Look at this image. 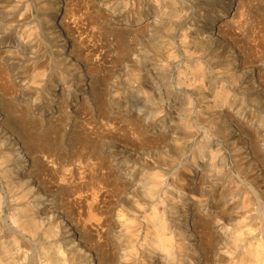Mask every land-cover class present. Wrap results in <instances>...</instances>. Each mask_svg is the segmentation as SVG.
<instances>
[{
	"label": "clouds",
	"instance_id": "obj_1",
	"mask_svg": "<svg viewBox=\"0 0 264 264\" xmlns=\"http://www.w3.org/2000/svg\"><path fill=\"white\" fill-rule=\"evenodd\" d=\"M0 8V32L16 35L31 67L17 81L19 90L36 91L24 96L25 108L40 103L51 81L67 86L73 61L115 62L100 123L144 145L138 164L123 162L128 180L138 176L131 206L110 213L119 223L113 236L122 264L137 248L161 253L162 264H194L191 234L175 226L177 210L192 203L218 235V264H264V190L247 179L244 149L221 117L226 109L264 141V107H248L240 92L249 60L264 66V0H12ZM117 29L126 34L123 49L113 47ZM11 56L5 51L0 59ZM22 151L12 129H0V264H79L71 239L76 221L51 211L40 217L36 201L44 197L26 187L30 180L17 181ZM59 183H73L70 167ZM105 214L94 217L97 223Z\"/></svg>",
	"mask_w": 264,
	"mask_h": 264
},
{
	"label": "rangeland",
	"instance_id": "obj_2",
	"mask_svg": "<svg viewBox=\"0 0 264 264\" xmlns=\"http://www.w3.org/2000/svg\"><path fill=\"white\" fill-rule=\"evenodd\" d=\"M0 3H12V0H0ZM65 4H67V0H65ZM1 9L0 16L2 17L0 19L4 15L3 9ZM65 11L66 8L62 7L61 17L64 16ZM134 27L133 25V29ZM0 33V57L4 56L5 51L13 52V56L9 57L7 61L0 59V107L5 110L4 114L8 119L5 124L0 123V129L5 126L12 129L17 145L23 149L21 153L23 159L17 161L19 169L17 181L23 183L26 179L30 180L26 187L35 189L33 195L44 197L43 200L36 201L41 205L36 209V213L44 211L42 214L40 213V217L51 211L58 219H62L66 215L76 221L71 239L77 242L80 249L75 253V259L79 264H117L118 262V264H122V245L118 244L113 236V233L119 228V223L110 213L114 209L120 208L121 205L124 208L131 206L129 197L136 195L132 189L136 186L135 181L138 180V176L133 173L132 180H128V169L123 162L127 161L129 165L138 164L142 159L141 148L144 145L132 141L126 134L105 130L100 123L105 118V111L100 106V100L105 94L106 80L110 79V70L114 67V60L106 56L103 58L105 62L100 65L79 64L73 61L72 67L68 71L67 86L56 80L51 81L41 92L40 103L25 108L22 106L24 96H35L36 91L34 89L19 90L17 81H23L26 74L31 72V67H26L21 60L24 54L17 47L16 35L13 32ZM11 39L15 40L14 44L9 42ZM125 43V32L117 29L113 47L123 49ZM248 68L249 72L247 78L240 85V92L248 107L259 109L264 107V104L253 105L252 101L255 99L259 102L264 99V66L249 60ZM85 73H88V78ZM249 81H255L257 87H245ZM5 82L8 83L5 85ZM14 95L19 97L15 104L10 101V97ZM245 115L248 114L245 113ZM221 117L233 128L231 139L244 149L240 155L247 179L257 190H264V141L258 138L254 127L247 126L245 122L235 118L233 113L226 109L221 113ZM28 139L33 145L31 154L25 153L24 149V141ZM148 143H153L151 138H148ZM153 146L158 147L159 145ZM148 163L151 164V161ZM65 167L71 168L73 180L79 181L83 176V182L76 183L74 187L70 188H67L68 185L58 183ZM193 186L195 187V181H193ZM77 192L79 194L88 193L89 197L80 196ZM99 192L104 193L105 197V201L100 203V210L96 206L99 204V200L101 201L98 197ZM71 195H78L77 197L83 203L75 204ZM93 197L96 200L95 204L91 203ZM88 202L89 204H87ZM90 203L93 205L91 208L88 206ZM210 207L214 206L210 205ZM92 208L94 209L91 210ZM193 209L197 211L195 203L184 209H178L176 218L180 223L175 226L186 234L189 233L187 229H192L189 244L191 250L195 252L194 256H190L194 264H218V235L209 218L201 215L202 218L198 219L196 224L195 220L200 214L197 211V215H193ZM106 212L109 214H105ZM102 214H105L107 231L101 237L90 235L92 232L89 229V224L95 223L93 221L97 220L94 217ZM124 215L127 217L126 213ZM91 216L94 219H90ZM190 216L191 221L185 222V218H190ZM186 223L187 229L185 228ZM204 232H207V236H210L208 238L212 239L210 243L203 238L206 236ZM142 238L141 236L140 239ZM137 249V257L127 261V264H147L148 259L152 256L158 259L162 255L159 253L158 256L157 252L151 249L146 251ZM96 259L99 263H96ZM156 259L155 262H157Z\"/></svg>",
	"mask_w": 264,
	"mask_h": 264
},
{
	"label": "bare ground",
	"instance_id": "obj_3",
	"mask_svg": "<svg viewBox=\"0 0 264 264\" xmlns=\"http://www.w3.org/2000/svg\"><path fill=\"white\" fill-rule=\"evenodd\" d=\"M3 9V8H2ZM1 9V10H2ZM4 13V12H3ZM0 17H2V16H0ZM1 34V33H0ZM10 36V35H9ZM14 39V38H13ZM14 41L15 40H10L9 42H11L12 44H14ZM16 44H18V43H16ZM15 48H16V46H15ZM17 49H19V48H17ZM22 51V50H21ZM14 52H16V51H14ZM23 53V52H22ZM15 54V53H14ZM24 54V53H23ZM22 54V55H23ZM15 56V55H14ZM16 57V56H15ZM17 58V57H16ZM20 62V61H19ZM100 65V64H99ZM255 65V64H254ZM100 67V66H99ZM91 69V68H90ZM249 72V71H248ZM88 78V77H87ZM1 87V86H0ZM260 89V88H259ZM3 102V101H2ZM7 107V106H6ZM9 110V109H8ZM4 111L5 110H3V108L2 107H0V123L1 124H5L6 122H7V115H5L4 114ZM2 113V114H1ZM7 113H8V111H7ZM226 118V117H225ZM13 123V122H12ZM15 123V122H14ZM20 141V140H19ZM25 142V153L27 152L28 154L30 153L31 154V152H32V143L30 142V140L28 139V140H25L24 141ZM21 143V142H20ZM19 143V144H20ZM252 145V144H251ZM34 149H35V147H34ZM257 154V153H256ZM28 158H29V156H28ZM25 159V158H24ZM254 160V159H253ZM45 163V162H44ZM256 169H257V167H256ZM60 170V169H59ZM259 172V171H258ZM85 174H87V173H85ZM84 175V174H83ZM48 177V176H47ZM259 177V176H258ZM251 178H252V176H251ZM60 179V178H59ZM99 182V181H98ZM58 183H59V180H58ZM75 180H73V183L72 184H65V185H68V187L67 188H70V187H74L75 186ZM261 184V183H260ZM80 186V185H79ZM83 187V186H82ZM64 189V188H63ZM83 189V188H82ZM80 190V189H79ZM87 190V189H86ZM89 190V189H88ZM93 190V189H92ZM83 191V190H82ZM85 191V190H84ZM81 192V191H80ZM86 192V191H85ZM107 192V191H106ZM78 194H79V192H77ZM83 193V192H82ZM90 193H92V192H90ZM69 194V193H68ZM76 194V193H75ZM80 195V194H79ZM91 195V194H90ZM68 196V195H67ZM72 196V195H71ZM78 196V195H77ZM88 196V195H87ZM69 197V196H68ZM89 197V196H88ZM98 197H100V199H101V201L99 200V204H96V206H97V209H99L100 207H101V205H100V203H103L104 201H105V197H104V193H102V192H99L98 193ZM112 197V196H111ZM87 198V197H86ZM78 199H79V197H78ZM83 199H84V197H83ZM73 200V199H72ZM71 200V201H72ZM70 201V200H69ZM74 201V203L75 204H80V203H83L82 202V200L81 199H79V200H73ZM90 201V200H89ZM92 201V200H91ZM107 201V200H106ZM98 202V201H97ZM85 203V202H84ZM70 204H72V203H70ZM86 204V203H85ZM87 204H89V202L87 203ZM119 204V203H118ZM91 203H90V205H88V206H90V208H91ZM93 206V205H92ZM95 207V206H94ZM124 207V206H123ZM72 208V207H71ZM94 208H92L91 210H93ZM96 209V208H95ZM86 210H87V208H86ZM100 210V209H99ZM78 211V210H77ZM89 211V210H88ZM44 211H40V213L42 214ZM99 212V211H98ZM102 212V211H101ZM38 213V212H37ZM40 213H38V215L40 216ZM78 213V212H77ZM93 213H95V212H93ZM186 213V212H185ZM192 213H193V215H197V211H196V209H193V211H192ZM85 214V213H84ZM88 214V213H87ZM92 214V213H91ZM98 214V213H97ZM97 214H95V215H97ZM75 215V214H74ZM94 215V214H93ZM92 215V216H93ZM99 215V214H98ZM76 216H77V214H76ZM87 216H89V215H87ZM92 216H91V218L90 219H94V218H92ZM199 217H197L196 218V220H195V222H196V224H197V222H198V219H201L202 217H200L201 215H198ZM73 217V216H72ZM75 217V216H74ZM73 217V218H74ZM79 217V216H78ZM81 217H82V215H81ZM90 217V216H89ZM76 218V217H75ZM80 218V217H79ZM78 219V218H77ZM84 219V218H83ZM86 219H87V217H86ZM85 219V220H86ZM89 219V218H88ZM90 219H89V221H90ZM96 220V219H95ZM191 221V216H190V218H185V222H188V221ZM79 221V220H78ZM90 222H92V221H90ZM93 222H95V223H92V224H89V229L91 230V232H92V234H90V235H92V236H97V237H101V236H103L104 234V232L105 231H107V229H108V225L106 224V219H103L102 221H99V223H97V221H93ZM88 225V224H87ZM186 227H188L187 226V223L185 224V228ZM191 227V226H190ZM112 228V227H111ZM87 229V228H86ZM187 229V228H186ZM89 230V231H90ZM188 230V232L190 233V232H193L192 231V229L191 228H189V229H187ZM73 232V231H72ZM113 232V231H112ZM110 233V232H109ZM200 233V232H199ZM192 234V233H191ZM204 234L206 235V236H204L203 238L204 239H206L207 241H209V243L211 242V238L209 239L208 237H210L209 235L207 236V232H204ZM203 241V240H202ZM194 244V243H193ZM138 250V249H137ZM196 251V250H195ZM217 251V250H216ZM92 252V251H91ZM94 253V252H93ZM198 253V252H197ZM158 254V256L160 255L159 253H157ZM122 256V255H121ZM92 257V256H91ZM137 257V256H136ZM157 257H151V258H149L148 259V263L147 264H160V263H162V259H161V257H159L158 259H156ZM157 260V262H155L154 260ZM96 261H97V259H96ZM96 263H99V261H97ZM115 263V262H114ZM119 263V262H118ZM117 263V264H118Z\"/></svg>",
	"mask_w": 264,
	"mask_h": 264
}]
</instances>
